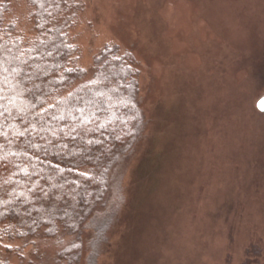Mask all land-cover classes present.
<instances>
[{
  "label": "rangeland",
  "instance_id": "1",
  "mask_svg": "<svg viewBox=\"0 0 264 264\" xmlns=\"http://www.w3.org/2000/svg\"><path fill=\"white\" fill-rule=\"evenodd\" d=\"M2 2L6 21L34 38L30 0ZM79 2L69 34L88 75L76 85L107 45L132 52L144 128L114 167L78 264H264V0ZM108 210L114 223L100 237ZM71 239L0 253L56 264Z\"/></svg>",
  "mask_w": 264,
  "mask_h": 264
},
{
  "label": "trees",
  "instance_id": "2",
  "mask_svg": "<svg viewBox=\"0 0 264 264\" xmlns=\"http://www.w3.org/2000/svg\"><path fill=\"white\" fill-rule=\"evenodd\" d=\"M30 6L31 39L6 21L10 4L0 3V246L69 236L55 262L78 264L83 231L105 206L114 167L143 132L142 69L132 52L109 44L92 77L76 85L88 73L75 63L79 47L69 31L83 4ZM114 214L100 219V237ZM16 249L0 253V264H16L8 255Z\"/></svg>",
  "mask_w": 264,
  "mask_h": 264
},
{
  "label": "water",
  "instance_id": "3",
  "mask_svg": "<svg viewBox=\"0 0 264 264\" xmlns=\"http://www.w3.org/2000/svg\"><path fill=\"white\" fill-rule=\"evenodd\" d=\"M257 108L261 111L264 112V97L260 99V101L257 104Z\"/></svg>",
  "mask_w": 264,
  "mask_h": 264
}]
</instances>
